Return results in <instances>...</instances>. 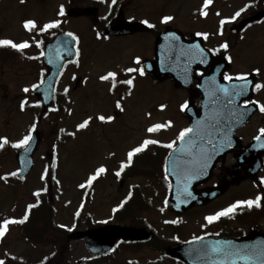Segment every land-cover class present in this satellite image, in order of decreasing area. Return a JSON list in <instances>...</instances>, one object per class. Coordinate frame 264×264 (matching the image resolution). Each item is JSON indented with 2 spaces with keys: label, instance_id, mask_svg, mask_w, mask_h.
Wrapping results in <instances>:
<instances>
[{
  "label": "rangeland",
  "instance_id": "1",
  "mask_svg": "<svg viewBox=\"0 0 264 264\" xmlns=\"http://www.w3.org/2000/svg\"><path fill=\"white\" fill-rule=\"evenodd\" d=\"M222 3V0H213V4L210 5L213 8L204 9V0H172L168 13L176 14L178 23L176 27L183 32L208 34L205 43L212 50H221L222 44H228L227 55L230 56L232 64L227 75L242 73L250 75L252 69L259 67L262 70L260 80L264 84V25L249 28L245 33L243 31L235 35L227 23L221 26L224 19L214 15L220 6L226 7ZM232 6L226 7L223 11V15L231 17L228 22L232 20L231 14L236 12V5ZM201 11H207L208 15H201ZM84 24L81 21L76 26L83 30ZM81 33L84 38H89V34ZM150 40L154 42L153 38L145 35L137 39L118 41L114 43V51L101 58L90 57L84 52L78 68L70 69L66 73L58 89L60 94L69 95L66 109L60 116L54 110L43 118V121L37 122V110L34 106L32 114H26L29 117L22 114L16 120L17 142L32 132L30 127L36 122V128L43 135V140L35 153L32 172L23 183L18 182L15 187L6 185V181L1 180V175L16 171L18 164L9 160L6 165H1L0 224L5 219H22L28 211V205L36 201L34 193L43 191L44 188L48 190L51 183L55 206L54 222L66 229L67 240L71 231L76 228L77 221L79 222L77 229H86L87 219L96 226L103 221L118 223L116 219L113 220V216L122 208L120 207L122 202L129 221L121 224L132 225L130 222L134 221L135 225L153 231L154 246L166 243L174 235L170 233L178 228L179 244L216 234H219V238H226L242 237L252 232L264 233V206L260 208L255 206L250 211L243 205V209L217 220H223L217 225L214 224L215 221L209 223L205 219L238 201L255 200L257 196L264 195V169L259 173V182L252 179L244 180L240 185L229 187L226 193L215 199L212 204L208 203L209 205L195 208L178 217L173 215L166 205L168 182L163 173L154 171L158 166L156 156L147 160L148 155L155 152L154 147L150 146L145 150L148 163L145 172H140L138 160L136 165L133 163L127 167L126 172L124 169L119 177L115 175L120 171L121 163L127 161V153L142 144L145 139L159 140L160 143L156 146L175 141V147L179 142L177 138L180 131L188 128V120L182 114L181 106L185 104L189 93L176 89L170 80L154 85L152 81L143 79L138 74L133 76L135 85L123 103L124 111L115 114L116 97L109 91L110 84L102 81L100 77L113 71L131 77L132 72L128 73L126 70L140 68V64L135 63L137 58H152L153 43ZM79 76L82 77V81L75 89V79ZM35 80L36 77L33 75L32 81ZM65 89L68 91L65 92ZM256 98L260 105H264V90H259ZM161 105L165 107L162 109ZM100 115L113 116L115 119L111 122H101L97 119ZM89 117L92 118L89 126L83 130L78 129L77 126ZM169 122L171 125L169 127L155 133L147 132V128L153 124ZM262 128L264 112L259 110L237 135L247 145ZM51 154L53 157L49 159L47 155ZM234 162L235 159L228 156L225 163L217 165L204 187L217 184L221 172L226 169L232 170ZM100 166H104L107 172L94 181L91 187L81 188L80 185L86 184L87 178ZM133 172L138 175L134 176ZM176 220L180 221V226L178 224L174 227L171 221ZM21 227L23 228V224L22 226L11 224L5 236L0 237V259L18 257L17 261L20 263L38 264L43 255L54 250L55 245L51 241L53 232L48 234L45 243L34 245L22 235ZM69 228L72 230L68 231ZM239 234L240 236H237ZM70 242L71 249L63 254L60 252L62 264H95L90 262L93 256L84 240ZM128 244V247L123 245L115 248L100 264H158V260L164 264H184L167 258L165 253L155 251L149 245L141 244L134 247L130 242Z\"/></svg>",
  "mask_w": 264,
  "mask_h": 264
},
{
  "label": "water",
  "instance_id": "2",
  "mask_svg": "<svg viewBox=\"0 0 264 264\" xmlns=\"http://www.w3.org/2000/svg\"><path fill=\"white\" fill-rule=\"evenodd\" d=\"M83 13L82 10L73 11L75 15ZM263 15L264 12H260L255 17L243 21L238 29H243L247 23L260 19ZM145 29L146 26L142 23L126 25L115 21L106 32L120 35ZM173 34L178 39H172ZM75 44L76 42L71 37L61 34L47 45L45 60L48 64L49 74L43 84L34 92L42 102V113L47 112L48 108L54 104L55 87L67 61L77 57ZM196 45L204 50L203 56L200 55L199 49L194 47ZM49 58L52 59V63H49ZM142 68L145 74L152 76L155 83L171 78L175 86L181 88L191 87L195 80L194 73L197 70L202 72V76L197 78L198 89L192 92L184 115L189 120L190 128L197 129L199 127L204 132V139L197 141L199 147L193 149V155H196L202 147L209 157L207 159L208 166L202 169L197 168L198 178L195 179L190 176L186 179L183 173L177 176L173 172L172 161L175 159L191 160L193 156L172 151L173 155L169 156L167 160V174L172 187L167 203L171 210L182 213L194 206L205 205L224 194L231 185L240 184L247 179H257L264 167V137H261L260 140H252L247 146L243 145L241 138L236 137L237 131L246 125L258 111V104L255 102L243 104L245 100L252 98L254 87L250 86L245 96L232 97V103H228L229 98L223 93L216 91L219 85L231 88L232 84L238 83L223 79L224 73L230 69V61L225 56L214 55L203 44L201 37L194 35L191 38H186L180 30L168 27L156 39L154 59H144ZM248 79L254 85L255 76L252 75ZM198 96H202L203 100L197 108L195 99ZM32 137L30 144L17 153L18 176L21 179L32 171L35 153L42 141V135L38 130L33 133ZM188 140L189 137H186L185 141H180L177 148L184 144L187 149ZM234 151L237 152L235 154L236 163L233 170L228 172L232 179L211 188L198 189V186L211 178L216 163L220 159L225 161L226 156ZM47 156L50 159L53 157L52 154ZM187 167H192V165H187ZM186 185L187 192L184 190ZM188 192L191 193V196L188 195ZM149 238L150 233L144 228L117 224L74 231L69 235V240L84 239L87 249L94 255L107 254L114 248L118 239L144 241ZM217 241H228L235 247L264 249V234L252 232L241 238L198 239L169 248L167 253L170 257L181 260L185 264H230L226 258L211 251ZM236 264H264V256L250 261L237 260Z\"/></svg>",
  "mask_w": 264,
  "mask_h": 264
},
{
  "label": "flooded vegetation",
  "instance_id": "3",
  "mask_svg": "<svg viewBox=\"0 0 264 264\" xmlns=\"http://www.w3.org/2000/svg\"><path fill=\"white\" fill-rule=\"evenodd\" d=\"M222 2L226 7H233L232 5H236V12L245 9V11L241 13V16L232 19L231 22H227V25L231 27L238 26L243 21L255 17L260 12H264V0H222ZM171 3L172 0H116L115 4L112 3V0H23V2H21V0H0V39H10L14 43L27 41L30 45L23 51H17L9 46H0V142H2L4 138L9 141L3 149H0V167L6 165V162L9 160L17 163L16 155L20 149L11 147L13 143L17 142L15 122L20 116H22V114L31 115L34 106H39V100L34 96L35 89L33 88V85H40L41 80L44 81L48 74V65L45 61V57L47 55V45H49L50 42L55 40L60 34L68 32L73 33L78 38V42L76 41V49L79 51L78 58L75 61L67 62L66 68L57 85V89H59L66 73L70 69L78 68L84 52L90 57L101 58L104 57L105 54L114 51V43H117L118 41H127L132 38L137 39L147 35L154 39V42L150 40L151 43H153L151 49L153 50L154 56V45L158 36L167 27L178 29L176 27L178 24L176 22V14L168 13V11L171 10ZM186 5H188V3ZM61 7H63L65 13L63 16L59 15ZM226 7L220 6L219 9L215 10L214 15L219 13V15H217L219 18L221 17V19L228 21L231 17L223 15V11ZM212 8L213 7L209 6V9ZM75 10H82L84 13L75 15L73 14V11ZM173 10L176 9L173 8ZM186 10H188V6L186 7ZM235 13L231 14V16H234ZM164 16H172L173 20L168 23H162L161 21ZM28 20L36 22L37 28L35 30L29 31L24 27L25 22ZM56 20L60 21L59 27L43 32L40 31V28L45 24ZM145 20L154 25V27L150 28L144 23L147 28L142 31L120 35L108 34L106 32L107 28L115 21L128 25L143 23ZM81 21L85 23V28L83 30L76 26L79 25V22ZM262 25H264V15L260 19L252 20L246 24L244 30L235 29L233 31L231 27L230 30L234 32L235 35H238L243 31L245 33L249 28L261 27ZM81 32L89 34V38H84ZM184 33L187 37L194 34H188L187 32ZM38 41L41 42L39 46H37ZM225 52L227 54L228 49ZM41 53H43V55H41ZM139 69H141V66ZM255 69H259V67H256ZM255 69H252L250 75L255 73L257 78L256 83H262V80H260L262 70L260 69V73L257 74ZM132 74L131 77L125 74H118L116 87L114 89L112 88L111 80L105 81L110 84V93L116 97L114 101V106L116 108L115 114L122 112L116 107V103L119 101L123 107L125 97L123 95H125L127 91V84L120 83L119 81L132 79L135 85L133 76L135 74L140 75V73L132 72ZM33 75L36 77L35 82L32 81ZM200 75L201 72L199 71L195 73V77H199ZM140 76L143 79L147 78L152 81V77L148 75L143 74ZM77 79H81L82 81V77L79 76L75 79V85L78 87L81 81L77 84ZM152 83L157 85L153 81ZM197 86V82H194L190 89L187 87L186 89L180 90L186 91L190 96L191 92L195 90ZM25 88H28L29 91L24 92L23 89ZM257 92V90H254V100L257 99ZM58 96L59 94L56 92V97ZM64 96L66 99H69L67 93H65ZM186 101H188V98ZM257 101L260 103L259 100ZM200 102L201 98H197L196 104H199ZM22 104L24 105L23 108H21ZM37 111H39V108ZM25 117L29 116L26 115ZM43 118L44 117L39 118L38 121H43ZM30 129L33 132L32 126ZM228 156L235 158L234 153L229 154ZM142 158L146 157H133L132 164L134 163L135 165V163ZM161 159H164V155ZM225 162H220V164ZM4 175L10 176L11 173H6ZM220 175L221 176L217 181L218 183L228 180V169L225 171L223 170ZM8 186L11 187V185ZM167 188L169 194L170 187L167 186ZM216 200H213L209 204H212ZM173 215L183 216V214L175 213H173ZM176 222H178V224L180 223L179 220H176ZM222 227L223 225H221V228ZM153 234L154 232L152 231V236ZM170 234L174 235L167 242H172V240L175 239L174 236L176 234L178 235L179 232L175 233L173 230ZM215 236L218 235L216 234Z\"/></svg>",
  "mask_w": 264,
  "mask_h": 264
},
{
  "label": "snow or ice",
  "instance_id": "4",
  "mask_svg": "<svg viewBox=\"0 0 264 264\" xmlns=\"http://www.w3.org/2000/svg\"><path fill=\"white\" fill-rule=\"evenodd\" d=\"M21 2H23V0H21ZM213 0H204V4H203V8L207 9L211 4H212ZM112 3L115 4L116 0H112ZM245 11V9H241L240 11H237L235 13V15L232 17V19H235L236 17L241 16V13ZM64 13V9L63 7H61L59 15L63 16ZM201 15L203 16H207L208 13L207 11H201ZM217 15H219V13H217ZM173 20L172 16H164L162 19V23H168L169 21ZM228 21L222 20L221 21V26H223L225 23H227ZM143 23L147 24L148 27H154V25L150 24L148 21H143ZM60 25V21L56 20L53 22H50L48 24H45L42 28H40V31H47L49 29H53V28H57ZM24 27L26 29H28L29 31L35 30L37 28V24L35 21L32 20H28L25 22ZM68 37H71L73 41H77L78 42V38L71 32H68L65 34ZM197 36H201L203 35L205 39H207V35L206 33H196ZM172 39H178V37H176L174 34L172 35ZM41 42H37V46L40 45ZM0 46H9L17 51H23L24 49L28 48L30 45L28 44L27 41L22 42V43H14L12 40L10 39H0ZM197 49H199L200 55L203 56L204 50L199 48V45L194 46ZM221 47L225 50H227L228 48V44L224 43L221 45ZM41 55H43V53H41ZM77 55H79V51L77 50ZM231 58L229 57V60ZM52 59L49 58V63H52ZM135 63L137 65L140 64V60L139 58L136 59ZM128 73L131 72H139L140 75H143V70L138 69V68H128L126 70ZM255 72L257 74L260 73V69H255ZM248 75L249 74H238L236 76H232V75H227L225 74L223 76V79L226 81H237L238 83H234L231 85V88L225 87L223 85H219L216 88L217 92L223 93L226 97H228V103H232V97H242L245 96L251 87H254L255 90L259 91V90H264V84L262 83H255L253 85L252 81H250L248 79ZM117 77H118V73L117 72H108L106 75H102L100 77V79L102 81H108L111 80L112 81V88L114 89L116 87V83H117ZM214 80V78H213ZM120 83H124L127 84L129 86H131L133 84V80L132 79H126L123 81H119ZM41 84L43 83V80H41L40 82ZM40 85H33L34 89H38ZM111 90V89H110ZM24 92H28L29 89L25 88L23 89ZM68 90L65 89V92H67ZM129 95L131 94L130 92L128 93ZM26 103V102H25ZM247 103H251V101L247 102ZM23 104L21 105V108H23ZM116 107L120 109V111H124L123 107L121 106L120 102L117 101L116 103ZM165 106L161 105V108L163 109ZM182 110L187 108L188 105L184 104L181 106ZM259 110L261 112H264V105H261ZM150 115V114H149ZM91 117H89L88 119L84 120L82 123H80L77 127L80 130H83L85 128H87L90 124L91 121ZM98 120H100L101 122H111L112 120L115 119V117L113 116H108L105 117L103 115H100L97 117ZM170 122L168 124H153L151 127L147 128V132L148 133H155L165 127H169ZM32 130H35V125L32 126ZM191 134V136H190ZM74 135V134H73ZM189 137V140L187 142L188 146L187 149L185 148L184 144H181L179 148H174L175 145V141H172L171 143L162 145L163 147L169 148V149H174V151L176 152H180L181 154H185L188 156H193V158L191 160H181V159H175L172 161V166H173V172L174 174H176L177 176L181 175L182 173L185 175V178L187 179L189 176L193 179L198 178V171L197 168H206L207 165V159L209 158L206 154V152L204 151V149L202 147H200V151L196 154L193 155V149H196L197 147H199L197 141H203L204 139V132L202 129H200L199 127L197 129H193V128H184L182 131H180L179 136H178V140L180 141H185V138ZM261 137H264V128L259 130V135H257L255 137L256 140H260ZM33 139L31 133H29V135H26L23 137V139L19 140L16 143H13L11 145V147L16 148V149H22V148H26L31 140ZM9 143V141L4 138L2 140V142H0V149H3L5 147V145H7ZM160 141L157 139H145L142 144H140L137 147H134L131 151H129L127 153V161L126 162H122L121 166H120V171H117L115 173V175L117 177L120 176L121 172L131 166L132 161H133V157H135L136 155H138L139 153H142L143 151H145L149 145H156L159 144ZM209 143H211V141H209ZM228 146L230 147V143L228 144ZM173 153H169V156H172ZM187 165H192V167H187ZM168 168H167V164L165 165V172L167 173ZM107 172V169L104 166H100L98 167L94 173L92 175H90L87 180H86V184H81L80 187L84 188L86 186L91 187L93 182L96 181L102 174H105ZM12 176H16L17 173L13 172L11 173ZM45 175H47V172L45 173ZM44 177L42 176V179ZM165 179H167V176H165ZM169 187H171V185H169ZM185 192H187V185L185 186ZM35 196L39 197L40 196V192H36L34 193ZM188 195L191 196V193L188 192ZM264 200V197L261 196H257L255 198V200H247V201H238L235 204L230 205L228 208L226 209H222L221 211L215 213L214 215L211 216H207L205 219L209 222L212 223L214 221L219 220L221 217H227L231 214H233L236 209L238 207H241L242 205H246L247 207L251 208L253 206L256 207H260L261 206V201ZM126 202V201H125ZM123 203H121L120 207H123ZM37 205L35 204H30L28 205V211L25 213L24 217L22 219L16 220V219H5L2 224H0V237H4L5 234L8 232L9 230V225L11 224H23L25 223L28 218H29V213L31 211V209L33 207H36ZM114 211H116L114 209ZM77 216L79 215V213L76 214ZM107 221H103V223H106ZM171 223H176V221H171ZM63 227V226H61ZM72 229L69 228L68 231H71ZM211 251L213 253H216L224 258H226L227 261H230V264H236L237 260H242V261H250L256 258H259L261 256H264V249H253V248H248V247H235L233 246L230 242L228 241H217L211 248ZM0 264H5V261L0 259Z\"/></svg>",
  "mask_w": 264,
  "mask_h": 264
},
{
  "label": "trees",
  "instance_id": "5",
  "mask_svg": "<svg viewBox=\"0 0 264 264\" xmlns=\"http://www.w3.org/2000/svg\"><path fill=\"white\" fill-rule=\"evenodd\" d=\"M54 110H56L58 114L61 113V109L57 108ZM154 146H156V145H154ZM155 149H156L155 152H151L150 156L148 155L147 160L150 159V157L156 156L158 166H157V168H154V171H156L157 173L160 172V174H162V171L164 169V165H163L164 159H161V158L164 155L165 150L159 146L158 147L156 146ZM142 156L144 157V156H146V154H143ZM139 163H140V165L138 167H139L140 172H145V169H148L146 167L148 164L146 161V158H142L139 161ZM135 169H136V167H135ZM133 174H135V173L133 172ZM135 175H138V174H135ZM39 192H40V196L37 198V201L35 203V205H37V206L33 207L31 209L28 220L25 223H23V228L21 227L22 228L21 229L22 235L26 238V240L29 243L35 245L38 243L39 244L45 243V240L48 238V234L53 232L54 236L52 237L51 241L55 245L54 250L52 252H50L49 254L43 255V257L37 263L38 264H62L60 252L63 254L65 252H67L68 250H70L71 249V242L69 240H67L66 229L58 226L54 222V210H55V208H54L53 202L50 201L49 191L46 188H44L43 191L41 190ZM129 207H130V203H129ZM126 211L127 210L123 206L121 209H119L115 212L114 218L117 220L118 223H125V221H129V218L126 216V214H127ZM80 216H81V213H80ZM80 216H79V218H80ZM130 223L136 224L134 221H131ZM78 224H79V222H78ZM78 224H77L76 228L78 227ZM223 224H225V223L223 222ZM95 225L96 224H93L92 221H90L88 219L86 220V227L87 228L94 227ZM21 226H22V224H21ZM237 236H240V234ZM173 243H176V241L174 240V242H172V243H167V244L161 243V245H159V246H154V244H155L154 237L150 241L145 242V243H134V242L131 243L130 242V244H132L134 247H139L141 244L149 245L153 250L162 252V254L165 253L167 245H173ZM123 245H125V247H128L129 244L120 242L118 244L117 248L123 247ZM17 258H11L10 260H7L5 262V264H11V263L12 264H28L29 263V262L28 263L27 262H21L20 263L19 261H17ZM104 258H106V257H93L90 260V262L95 263V264H98V263L100 264V263H102ZM173 261H175V260H173ZM157 263L158 264H164L163 261H159V260L157 261Z\"/></svg>",
  "mask_w": 264,
  "mask_h": 264
}]
</instances>
